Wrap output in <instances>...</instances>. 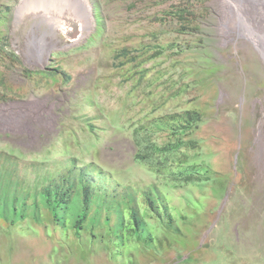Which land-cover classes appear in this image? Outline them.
Returning a JSON list of instances; mask_svg holds the SVG:
<instances>
[{"label":"rangeland","instance_id":"374dc122","mask_svg":"<svg viewBox=\"0 0 264 264\" xmlns=\"http://www.w3.org/2000/svg\"><path fill=\"white\" fill-rule=\"evenodd\" d=\"M19 1L0 0V68L13 87L0 95V105L23 112L0 117V152L23 161L77 153L121 180L151 179L154 173L135 159L132 131L169 105L158 106L157 82L144 89L154 70L122 102L118 79L127 68L111 63V50L148 43L146 33L155 30L173 42L176 77L181 73L197 96L191 103L202 122L192 138L202 143L201 159L214 170L203 190L186 186L196 202L187 207L191 217L179 229L155 225L159 241L131 246L130 259L111 255L107 244L87 235L66 239L29 218L15 225L0 219V264H264V58L259 42L230 24L222 32L221 0H207L198 29L185 34L150 22L166 0H89L90 32L44 54L42 64L23 53L36 19L24 16L15 25ZM58 64L62 68L49 78ZM169 101L178 105L181 99Z\"/></svg>","mask_w":264,"mask_h":264},{"label":"trees","instance_id":"16d2710c","mask_svg":"<svg viewBox=\"0 0 264 264\" xmlns=\"http://www.w3.org/2000/svg\"><path fill=\"white\" fill-rule=\"evenodd\" d=\"M206 1L166 0L167 6L150 22L172 26L178 34L188 33L198 29L197 19ZM146 37L148 43L113 48L111 63L118 69L127 68L118 79L122 102L134 83L141 84L154 70L153 81L147 79L144 89L157 82L153 92L158 95V106L169 105L158 119L132 131L135 159L154 176L121 180L95 159H83L77 153L49 161H23L0 152V219L15 225L29 218L46 228L53 226L66 239L87 235L107 244L111 255L130 259L131 246L149 247L159 241L155 225L179 229L191 217L187 207L196 202L186 196V186L203 190L214 170L201 159L202 143L192 138L202 122V112L191 103L197 96L187 80L181 73L176 77L179 57L171 52L173 42L162 31H150ZM57 67L48 71L49 78L62 65ZM1 71L0 95L6 97L13 87L4 81ZM162 82L166 83L164 91L158 93L156 88ZM176 98L181 102L172 105L169 100ZM148 104L157 108L153 101ZM88 127L94 130L92 124Z\"/></svg>","mask_w":264,"mask_h":264},{"label":"bare ground","instance_id":"6f19581e","mask_svg":"<svg viewBox=\"0 0 264 264\" xmlns=\"http://www.w3.org/2000/svg\"><path fill=\"white\" fill-rule=\"evenodd\" d=\"M221 3L224 11L222 32H226L230 24L241 36L259 42L256 45L264 58V0H221ZM24 16L36 19L23 52L34 64H42L43 55L56 47L78 42L93 27L89 0H20L15 25ZM40 26L44 29L41 30ZM20 112L12 105H0L2 118ZM260 137L259 131L257 139Z\"/></svg>","mask_w":264,"mask_h":264}]
</instances>
